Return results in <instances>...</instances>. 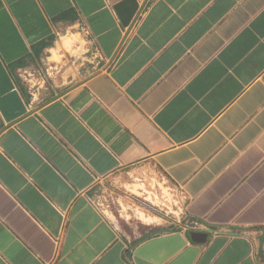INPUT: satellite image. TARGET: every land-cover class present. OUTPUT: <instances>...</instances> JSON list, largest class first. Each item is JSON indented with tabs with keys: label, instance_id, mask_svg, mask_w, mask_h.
Segmentation results:
<instances>
[{
	"label": "crops",
	"instance_id": "obj_1",
	"mask_svg": "<svg viewBox=\"0 0 264 264\" xmlns=\"http://www.w3.org/2000/svg\"><path fill=\"white\" fill-rule=\"evenodd\" d=\"M125 167L181 216L117 226ZM0 264H264V0H0Z\"/></svg>",
	"mask_w": 264,
	"mask_h": 264
},
{
	"label": "rangeland",
	"instance_id": "obj_2",
	"mask_svg": "<svg viewBox=\"0 0 264 264\" xmlns=\"http://www.w3.org/2000/svg\"><path fill=\"white\" fill-rule=\"evenodd\" d=\"M131 171L119 168L98 178L91 188L92 199L117 226L140 220L147 205L172 217L181 216L183 195L178 188L155 172L137 176Z\"/></svg>",
	"mask_w": 264,
	"mask_h": 264
}]
</instances>
